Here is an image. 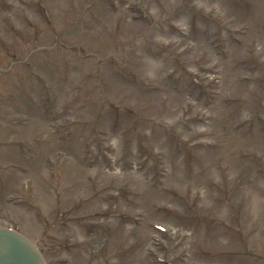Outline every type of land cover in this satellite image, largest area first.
Returning a JSON list of instances; mask_svg holds the SVG:
<instances>
[{
  "label": "rangeland",
  "instance_id": "1",
  "mask_svg": "<svg viewBox=\"0 0 264 264\" xmlns=\"http://www.w3.org/2000/svg\"><path fill=\"white\" fill-rule=\"evenodd\" d=\"M0 225L48 264H264V0H0Z\"/></svg>",
  "mask_w": 264,
  "mask_h": 264
},
{
  "label": "water",
  "instance_id": "2",
  "mask_svg": "<svg viewBox=\"0 0 264 264\" xmlns=\"http://www.w3.org/2000/svg\"><path fill=\"white\" fill-rule=\"evenodd\" d=\"M0 264H44L34 245L20 235L0 230Z\"/></svg>",
  "mask_w": 264,
  "mask_h": 264
}]
</instances>
